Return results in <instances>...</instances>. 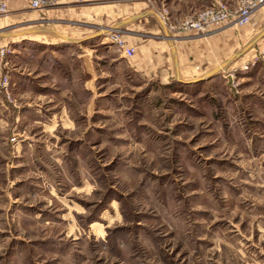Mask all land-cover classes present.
Returning <instances> with one entry per match:
<instances>
[{
    "label": "rangeland",
    "instance_id": "obj_1",
    "mask_svg": "<svg viewBox=\"0 0 264 264\" xmlns=\"http://www.w3.org/2000/svg\"><path fill=\"white\" fill-rule=\"evenodd\" d=\"M79 12L57 7L45 24L77 42L0 35V264H264L250 259L264 256V46L235 51L212 81L166 83L137 67L136 44L162 33ZM20 16L8 8L0 30ZM59 111L62 125L43 131Z\"/></svg>",
    "mask_w": 264,
    "mask_h": 264
},
{
    "label": "crops",
    "instance_id": "obj_2",
    "mask_svg": "<svg viewBox=\"0 0 264 264\" xmlns=\"http://www.w3.org/2000/svg\"><path fill=\"white\" fill-rule=\"evenodd\" d=\"M85 1H93V0H85ZM166 6L167 9L165 16L174 23H179L186 16L196 13L198 10L208 6L214 0H157ZM229 3L233 4L234 0H226ZM86 2L83 3H75L71 0H60L59 8L63 9L64 13L71 12V9H79L80 12L82 10L88 11L89 15H102V18L106 19L108 24H112L111 26L118 27H126L129 29H134L138 32L140 28H147L148 31L153 30L155 32L162 33L160 40H156V43L151 41H145L142 39V42L136 44L137 50V67L138 69L146 72L153 73L159 79L168 78L165 80L166 83L171 82V80H179L182 82L193 81L196 77H200L210 70L219 67L209 78H205L203 81H212L214 74H216L219 69L226 65H230L231 61L229 60L224 64L226 60L232 57V54L237 50H245L248 44H253L251 47H248V50L252 49V47L262 48L264 46V5L258 8L253 13V21L255 25L249 28H239L234 26H223L224 24H215L209 30L198 32L193 29L186 30H177L171 31L167 28L166 24L162 20L158 11L162 10H153L148 6L146 1H138L137 3H129L127 0L124 5H121L120 8H116L114 6H108L105 4H89L86 8H83ZM26 7H30L29 0H9L8 8L11 10H16L20 19L23 21L17 25H14L11 28L16 30H12L11 32H5V34L1 36H29L31 34L43 35L47 36L48 32H52L63 40L77 42L81 40L75 36H69L64 32L54 28L47 27L45 24L48 22L46 20L48 18V14L50 11L55 10L57 7H48V8H32L27 10ZM22 13V14H20ZM85 14V13H82ZM164 14V13H163ZM155 20L157 25L151 26L149 24L150 20ZM254 28V29H253ZM51 29V30H50ZM252 32V33H251ZM251 33L252 35H249ZM93 35V34H92ZM90 36V35H89ZM28 38V37H27ZM164 41H166L167 47L169 48V56L172 60V66L166 67L165 64L169 63V57L167 52L162 51L165 49ZM155 44L157 47H161L160 49L155 48ZM241 46V47H240ZM229 48H232L233 52H227ZM247 50V51H248ZM244 52V51H243ZM242 52V53H243ZM246 52V51H245ZM244 52V53H245ZM234 55V54H233ZM151 63L152 61H154ZM154 68V69H153ZM33 71V70H31ZM157 79V78H156ZM162 82V81H161ZM207 83V82H206ZM210 83V82H208ZM30 100H34L33 97ZM51 101V100H46ZM61 100H55L53 105L63 106V102ZM27 103V102H26ZM11 115V116H10ZM13 114H8L9 121L13 122L14 118ZM2 116L1 108H0V125ZM64 113L59 111L57 115H51L48 118H40L38 122L42 124V130L50 127L51 129H55L57 126L62 125ZM42 131V132H43ZM7 135H1L0 133V151L4 152L8 146ZM19 145H16L18 149ZM256 148V146L254 147ZM255 150L254 155L255 158V168L256 174L254 176V185L255 190L257 189V168L258 161L260 160V156ZM16 158V157H15ZM14 159V158H13ZM259 171H264V165L259 167ZM260 175V174H258ZM264 184V181L261 182ZM256 218L260 215H264L263 212L255 213ZM260 226L256 224L255 230ZM262 232V230H259ZM257 238L253 241L257 243ZM252 243V242H251ZM255 250V249H254ZM259 250V249H257ZM255 250V255L250 256L252 263H256L258 261H264V256L261 257L258 255V251ZM261 251V250H260Z\"/></svg>",
    "mask_w": 264,
    "mask_h": 264
},
{
    "label": "built area",
    "instance_id": "obj_3",
    "mask_svg": "<svg viewBox=\"0 0 264 264\" xmlns=\"http://www.w3.org/2000/svg\"><path fill=\"white\" fill-rule=\"evenodd\" d=\"M8 1L9 0H0V15L8 10ZM59 1L60 0H29V4L32 8L40 9L57 7L59 6ZM71 1L74 2L78 0ZM263 5L264 0H234L233 4L226 0H214L208 6L198 10L196 13L186 16L179 23H174L170 21L167 16H165L167 11L166 8H163L162 13L161 11L158 12L169 29L174 31L179 29H193L198 32H203L207 29L209 30L210 27L218 23L231 22L238 25L251 24L253 13ZM119 30L120 28H117V30L114 31L118 32ZM109 35V39L114 41V44L123 51L125 56L131 57L134 54L135 47L131 44L125 43L124 40L119 38L118 33L114 32ZM0 79H2L3 84H7V73H4Z\"/></svg>",
    "mask_w": 264,
    "mask_h": 264
},
{
    "label": "water",
    "instance_id": "obj_4",
    "mask_svg": "<svg viewBox=\"0 0 264 264\" xmlns=\"http://www.w3.org/2000/svg\"><path fill=\"white\" fill-rule=\"evenodd\" d=\"M117 28H119L118 26H113L112 27V29H117ZM264 32H262V34H263ZM5 33L3 32V31H1L0 30V35H4ZM250 44H248L247 46H246V48L249 46ZM244 51V49L243 50H239V51H237V52H235L234 53V55H233V57H235V56H238L240 53H242ZM232 59V57H230L228 60H226L225 62H224V64L225 63H227L229 60H231ZM219 67H216V68H214V69H212V70H210L209 72H207V73H205L204 75H202V76H200V77H196L194 80L195 81H201V80H203V79H205V78H209L217 69H218Z\"/></svg>",
    "mask_w": 264,
    "mask_h": 264
}]
</instances>
